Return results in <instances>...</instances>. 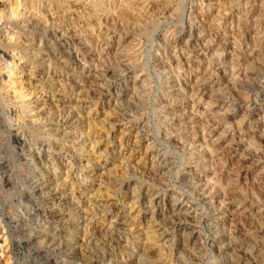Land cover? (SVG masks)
Here are the masks:
<instances>
[{
  "label": "rangeland",
  "instance_id": "374dc122",
  "mask_svg": "<svg viewBox=\"0 0 264 264\" xmlns=\"http://www.w3.org/2000/svg\"><path fill=\"white\" fill-rule=\"evenodd\" d=\"M0 41V138L41 152L34 174L60 217L37 219L23 183L6 185L0 264H36L31 228L32 246L67 239L72 264H264V0H0ZM1 143L24 177L25 153Z\"/></svg>",
  "mask_w": 264,
  "mask_h": 264
},
{
  "label": "bare ground",
  "instance_id": "6f19581e",
  "mask_svg": "<svg viewBox=\"0 0 264 264\" xmlns=\"http://www.w3.org/2000/svg\"><path fill=\"white\" fill-rule=\"evenodd\" d=\"M185 12V11H184ZM188 16V15H187ZM189 17V16H188ZM144 20V19H143ZM194 24V23H193ZM185 27V26H184ZM190 28V27H189ZM191 29V28H190ZM189 29V30H190ZM194 29V28H193ZM45 35L47 36H44L45 38H43V41H45L46 43H47V45L49 46V44L50 43H53V47L54 48H56V51H51V53L52 54H49V56H50V58L51 59H57V60H61V58L59 57V56H56V55H58L59 54V50H58V52H57V49L59 48V46L60 45H58V40L57 39H55V41H53V42H51V41H49V38H51V40H53V38L55 37V35H56V30H54V29H51V28H48V29H45ZM58 33V32H57ZM109 33V32H108ZM192 35V34H191ZM214 36V35H213ZM152 37V36H151ZM114 38V37H113ZM41 39H42V37H41ZM112 39V38H111ZM57 40V41H56ZM198 40V39H197ZM225 40V39H224ZM162 41H164V40H162ZM61 42V41H60ZM60 42H59V44H60ZM64 42V41H63ZM66 42V41H65ZM120 42V41H119ZM205 42V41H204ZM62 43V42H61ZM118 43V42H117ZM223 43V42H222ZM5 44V43H4ZM189 44V43H188ZM208 44V43H207ZM220 44V43H219ZM1 45L3 46V42H1L0 41V53L2 52L3 53V51L5 52V50H3V47H1ZM9 45V44H8ZM120 45V44H119ZM123 45V44H122ZM177 45H179V44H177ZM186 45V44H185ZM212 45V44H211ZM226 45V44H225ZM10 46V45H9ZM68 46V45H67ZM124 46V45H123ZM183 46V45H182ZM208 46V45H207ZM207 46H205V47H207ZM213 46V45H212ZM223 46V45H222ZM221 46V47H222ZM7 47V46H6ZM63 47V46H62ZM61 47V48H62ZM170 47V46H169ZM178 47V46H177ZM191 47V46H190ZM215 47V46H214ZM216 47H218V46H216ZM66 48V47H65ZM123 48V47H122ZM127 48V47H126ZM159 48V47H158ZM175 48V47H174ZM204 48V47H203ZM210 47H208V49H209ZM119 49H121V47L119 46ZM55 50V49H54ZM61 50V49H60ZM176 50V49H175ZM193 50V49H192ZM211 50H212V48H211ZM217 51V49L215 48L214 49V51ZM219 50V49H218ZM222 50V49H221ZM68 51V50H67ZM122 51V50H121ZM129 51V50H128ZM213 51V50H212ZM116 52H117V50H116ZM158 52V51H157ZM65 53H66V51H65ZM118 53H119V50H118ZM125 53H127V51H125ZM129 53H131V50L129 51ZM182 53H183V50H182ZM190 53H191V50H190ZM189 53V54H190ZM205 53V51H203V53L202 54H204ZM234 53H235V51H234ZM61 54V53H60ZM71 54V53H70ZM121 54V53H120ZM132 54H134V50H133V53ZM188 54V55H189ZM201 54V53H200ZM206 54V53H205ZM204 54V55H205ZM208 54V53H207ZM210 54V53H209ZM212 54V53H211ZM219 54H220V51H219ZM142 55V54H141ZM156 55V54H155ZM162 55V54H161ZM179 55V54H178ZM213 55V54H212ZM216 55V54H215ZM223 55V54H222ZM233 55V54H232ZM70 56V55H69ZM119 56V55H118ZM123 56V55H122ZM191 56V55H190ZM208 56V55H207ZM71 57V56H70ZM77 57V56H76ZM134 57V56H133ZM159 57V56H158ZM189 57V56H188ZM218 57V56H217ZM224 57V56H223ZM232 57V56H231ZM128 58H130L129 56H128ZM137 58V57H136ZM191 58V57H190ZM190 58H189V60H190ZM222 58V57H221ZM77 59V58H76ZM125 59V58H124ZM135 59V58H134ZM157 59V58H156ZM161 59V58H160ZM211 59L213 60V58L211 57ZM67 60V59H66ZM123 60V59H122ZM139 60H141V58L139 59ZM162 60V59H161ZM188 60V59H187ZM218 60V59H217ZM223 60V59H222ZM136 61H138V60H136ZM163 61V60H162ZM164 61H165V59H164ZM186 61V60H185ZM214 61V60H213ZM220 61V60H219ZM238 61V60H237ZM236 61V62H237ZM0 62H4V61H1L0 60ZM180 62V61H179ZM214 62H216V60L214 61ZM68 63V62H67ZM75 63V62H74ZM165 63H166V61H165ZM169 63V62H168ZM187 63V62H186ZM212 63V62H211ZM101 64V63H100ZM139 64H141V63H139ZM74 65V64H73ZM123 65V64H122ZM158 65V64H157ZM165 65V64H164ZM167 65V64H166ZM173 65V64H172ZM189 65V64H188ZM211 65V64H210ZM118 66V65H117ZM116 66V68L118 69V67ZM126 66H127V64H126ZM106 67V66H105ZM104 67V68H105ZM124 67V66H123ZM123 67H121V69H123ZM166 67V66H165ZM168 67V66H167ZM133 69H135V67H132ZM164 68V67H163ZM173 68V67H172ZM171 68V69H172ZM112 69V68H111ZM119 69H120V67H119ZM118 69V70H119ZM127 69V68H126ZM131 69V68H130ZM154 69H155V67H154ZM168 69V68H167ZM104 70V69H103ZM161 70H162V68H161ZM170 70V69H169ZM209 70V69H208ZM99 71V70H98ZM120 71V70H119ZM119 71H117V72H119ZM130 71L132 72V70H127V71H125V72H122V76H126V75H129V73H130ZM207 71V70H206ZM205 71V72H206ZM99 73V72H98ZM105 73V72H104ZM104 73H102V74H104ZM120 73V72H119ZM163 73V72H162ZM170 73V72H169ZM214 73H216V72H214ZM100 74V73H99ZM101 74V75H102ZM106 74V73H105ZM116 74V73H115ZM137 74H139V73H137ZM172 74H173V72H172ZM172 74H170V75H172ZM205 74V73H204ZM212 74V73H211ZM210 74V75H211ZM97 75V74H96ZM96 75H94V76H96ZM140 75V74H139ZM217 75V74H216ZM220 75V74H219ZM119 76H121V75H119ZM118 76V77H119ZM135 77V80H138V76L137 75H134ZM166 77H167V75H165ZM115 77V76H114ZM113 77V78H114ZM203 77V76H202ZM211 77H213V76H211ZM221 77V76H220ZM132 78V77H131ZM216 78V77H215ZM121 79V78H120ZM123 79V78H122ZM177 79V78H176ZM206 79V78H205ZM208 79V78H207ZM211 79V78H210ZM134 80V81H135ZM146 80V79H145ZM221 80V79H220ZM120 81V80H119ZM215 81V80H214ZM129 82V81H128ZM131 82H133V81H131ZM143 82V81H142ZM141 82V83H142ZM149 82V81H148ZM176 82H179L178 80L176 81ZM261 82V81H260ZM108 83V82H107ZM135 82H133V84H134ZM170 83V82H169ZM109 84V83H108ZM118 84H119V82H118ZM118 84H110V86H108L107 88H105L102 92H101V94L99 95L101 98H103V99H107V100H110V99H108V95L107 94H109V96L110 95H112V91L113 90H116V91H118ZM128 84V83H127ZM208 84V83H207ZM105 85V84H104ZM141 86H142V84H140ZM146 85H148V84H146ZM146 85H145V87H146ZM173 85V84H172ZM253 85V84H252ZM255 85V84H254ZM136 86V85H135ZM134 86V87H135ZM217 86V85H216ZM245 86V85H244ZM247 86V85H246ZM245 86V87H246ZM250 86V85H249ZM257 86V85H256ZM105 87V86H104ZM120 87V86H119ZM125 87V86H124ZM133 87V86H132ZM133 87V88H134ZM139 87V86H138ZM167 87V86H166ZM173 87V86H172ZM205 87V86H204ZM241 87V86H240ZM253 86H251V88H249L250 89V91L253 93V92H255L256 90H258V88L257 87H255L254 86V88H252ZM101 88H103V87H101ZM127 88V87H126ZM136 88V87H135ZM144 88V87H143ZM148 88V87H147ZM215 88V87H214ZM132 89V88H131ZM139 89V88H138ZM137 89V90H138ZM199 89V88H198ZM222 89V88H221ZM248 89V88H247ZM140 90V89H139ZM146 90V89H145ZM149 90H151V88L149 89ZM166 90H167V88H166ZM171 90V89H170ZM196 90V89H195ZM207 90V89H206ZM209 90V89H208ZM210 90H212V89H210ZM209 90V91H210ZM215 90V89H214ZM220 90V89H219ZM123 91V90H122ZM132 91V90H131ZM165 91V90H164ZM169 91V90H168ZM208 91V92H209ZM120 92V91H119ZM149 92L150 91H148V94H149ZM217 92H218V87H217ZM216 91H215V93H217ZM247 92V91H246ZM257 92V91H256ZM255 92V93H256ZM118 93V92H117ZM142 93V92H141ZM168 93V92H167ZM214 93V92H213ZM222 93V95L224 94L223 92H221ZM118 94H120V93H118ZM140 94V93H139ZM251 94V93H250ZM257 94V93H256ZM115 95V94H114ZM145 95V94H144ZM216 95V94H215ZM214 95V96H215ZM247 95V94H246ZM117 96V95H116ZM146 96H148V95H146ZM141 97H143V95L141 96ZM151 97V96H150ZM209 99H211L210 98V96L208 97ZM207 98V99H208ZM215 102H217L218 103V105H220L222 108L224 107V108H227V110H229V108H231L230 106L231 105H235L234 103L235 102H233V101H228L227 99H225L223 96H221L220 94H217L215 97ZM208 99V100H209ZM0 100H2V97L0 96ZM233 100V99H232ZM159 101V100H158ZM212 102H213V100H211ZM2 102H3V100H2ZM211 104V103H210ZM156 106H157V104H156ZM1 108V107H0ZM232 109V108H231ZM225 111V110H223V112L225 113V116L226 115H228V111ZM7 113V112H6ZM9 113V112H8ZM5 115V114H4ZM7 116H9V115H6V119H7ZM1 117H2V115H1ZM5 117V116H4ZM173 117H174V115H173ZM11 118V117H10ZM160 118V117H159ZM5 119V120H6ZM167 119V118H166ZM173 120V119H172ZM7 121H9L8 119H7ZM138 122V121H137ZM141 123V122H140ZM9 124H10V122H9ZM142 124V123H141ZM146 124V123H145ZM140 125V124H139ZM11 126V125H10ZM146 126H148V125H146ZM176 126V125H175ZM173 127V126H172ZM177 128V127H176ZM144 129H146V128H144ZM174 129V128H173ZM146 131V130H145ZM137 135V134H136ZM5 138V141H7V144H8V146H9V148L8 149H10L11 151H16V148H19L20 147V149L25 153V155H27V151L29 152V154L30 155H37V156H34V158H31V159H28L27 157H25V155L24 156H21V157H23V158H21L20 160H19V162H17L18 163V166H17V164H16V166L17 167H19V163H20V161H23L22 163L24 164L23 165V167H24V169H26V174L24 175V177L22 176H19L20 175V171H22V170H20V171H18L19 169L18 168H16V170H14V171H10V170H8V166H6V164H5V162L3 161V157H1V155H0V200L2 201V199L5 197L4 196V193H6V195H7V190H6V185H8V184H14V186L17 188V187H19V185H18V183L19 182H22L23 183V186H25L26 187V189L25 188H23V189H21L20 191L19 190H16L17 191V193L19 192V196H22L23 197V199H27V201H26V204H27V206H28V208H30L31 210V213L32 214H35L36 215V218L38 219V218H43V219H46V221H53V222H56L57 221V219H58V217L59 216H57L56 217V215L55 214H51L52 212H51V210H49L50 209V204L49 205H46L45 204V201H46V198H44L43 197V195H44V193H46L47 192V190H43V188H42V186L43 185H45L46 183H45V181H46V179H43V181H41V179L42 178H44V176H42V174H39V177L37 176V175H35L34 173H37V168L39 167V165H40V163H42L43 161H44V157L41 155V152L40 151H38L37 152V150H36V152L37 153H32L33 152V150H34V148H33V145L30 143V142H26L27 141V139H25V140H21L20 138H17L16 137V135H14V134H12V132L11 131H9V133H8V135L7 136H5L4 137ZM4 138H2V139H4ZM1 138H0V143H1V140H2ZM137 140V139H136ZM138 140H140V139H138ZM2 145L4 144V143H1ZM0 144V145H1ZM7 146V147H8ZM33 148V149H32ZM191 148V147H190ZM36 149V148H35ZM1 150H2V148H1V146H0V153H1ZM9 150V151H10ZM7 152V151H6ZM10 153V152H9ZM8 154V153H7ZM16 154V153H15ZM43 154V153H42ZM4 155H6V154H4ZM161 156H163V155H161ZM190 156V155H189ZM164 157V156H163ZM20 158V157H19ZM167 158V157H166ZM5 159V158H4ZM17 159V158H16ZM202 159V158H201ZM28 160V161H27ZM158 161H159V159H158ZM24 162H26V163H24ZM28 162H30V166H28ZM161 162V161H160ZM10 163V162H9ZM159 163V162H158ZM163 163V162H162ZM8 164V163H7ZM164 164V163H163ZM182 164V163H181ZM184 164V163H183ZM13 167V166H12ZM23 172V171H22ZM14 174H16V176H14ZM22 180V181H21ZM195 182H198V181H194V185H195ZM199 183V182H198ZM49 184V183H48ZM37 187H40V191L38 192V191H36V188ZM190 187V186H189ZM198 187V186H197ZM199 188V187H198ZM193 189V188H192ZM200 189V191H201V189H202V187L201 188H199ZM198 190V189H197ZM178 191V190H177ZM158 192V191H157ZM64 193V192H63ZM62 193V194H63ZM153 193V192H152ZM155 193V192H154ZM153 193V194H154ZM200 193V192H199ZM48 194V193H47ZM50 194H51V192H50ZM62 194L60 193V194H56L55 192H53L51 195H53L54 197H52L53 199H55V198H59V197H62ZM157 195H159V193L157 194ZM206 195V194H205ZM66 196V195H65ZM189 196V195H188ZM203 197H204V195H202ZM42 197H43V200H42ZM12 198H13V196H12ZM143 198V197H142ZM147 202H149V203H151V204H154V205H157L158 203H159V199H157V196H155V195H150V196H148V198H147ZM54 201V200H53ZM52 201V202H53ZM200 203V202H199ZM164 204V203H163ZM201 204V203H200ZM52 205H54V204H52ZM165 205V204H164ZM3 206V205H2ZM2 206L0 207V209L2 208ZM179 209V208H178ZM216 209V208H215ZM163 211V210H162ZM60 218V217H59ZM63 223V222H62ZM173 224V223H172ZM172 228H176V227H178V224H176V225H174L173 224V226H171ZM179 229V228H178ZM25 231H26V233L28 234L27 235V238H26V245L28 246V251H29V254L31 255V256H33L34 258V261H35V263L36 264H72V260L73 259H76V257L74 256V257H71V259H70V262H69V259H67V258H65L64 256H62V255H60L62 252H64V253H67L68 251H71V250H75V247L72 245V244H70V243H68V240L67 239H61V238H57V237H55V235H50V234H44V235H42L41 236V239H40V242L38 243V245H35V246H32V242L34 241V239H33V235H34V233L36 232V231H34L32 228L31 229H24ZM164 230H166V228L164 229ZM190 234V233H189ZM107 256H108V254H106L105 252L104 253H102V256H98L97 254L95 255L94 254V256H92V257H90V258H88V262L87 261H85V262H87V263H92L93 264V262H99V261H104L106 258H107ZM82 259V258H81ZM83 260V259H82ZM80 264H84V260L80 263Z\"/></svg>",
  "mask_w": 264,
  "mask_h": 264
}]
</instances>
